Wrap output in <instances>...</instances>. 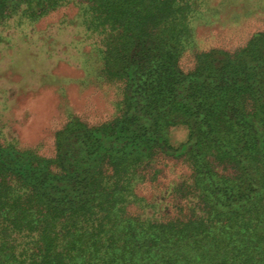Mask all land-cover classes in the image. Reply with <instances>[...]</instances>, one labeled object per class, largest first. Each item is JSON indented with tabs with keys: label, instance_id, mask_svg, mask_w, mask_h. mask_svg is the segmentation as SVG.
<instances>
[{
	"label": "trees",
	"instance_id": "trees-1",
	"mask_svg": "<svg viewBox=\"0 0 264 264\" xmlns=\"http://www.w3.org/2000/svg\"><path fill=\"white\" fill-rule=\"evenodd\" d=\"M201 3L0 0V28L74 5L98 41L99 74L121 85L116 114L95 124L72 116L51 156L0 139V264H264V32L236 52L202 51L184 71ZM176 125L188 133L174 147ZM211 151L250 173L247 193L219 182ZM157 153L202 155L190 193L205 204L191 217L128 211L164 208L136 191Z\"/></svg>",
	"mask_w": 264,
	"mask_h": 264
},
{
	"label": "rangeland",
	"instance_id": "rangeland-1",
	"mask_svg": "<svg viewBox=\"0 0 264 264\" xmlns=\"http://www.w3.org/2000/svg\"><path fill=\"white\" fill-rule=\"evenodd\" d=\"M201 1L194 46L179 58L184 71L194 66L202 51L216 48L236 52L251 35L264 32V0ZM76 13L75 6L69 4L35 23L12 19L0 28L1 140L18 141L20 147L48 157L54 154V133L72 116L95 124L116 114L121 85L99 74L100 60L92 48L98 41L86 34L74 17ZM187 133L184 125H176L168 130L167 140L177 147L186 141ZM245 151L253 152V148ZM211 152H205L204 157L219 182L232 179L241 192L247 193L250 173L243 174L233 161L218 159L216 152ZM200 157L195 153L181 157L157 153L145 167L148 180L136 191L150 204L164 208L155 211L130 205L128 211L147 217H191L192 208L204 203L190 193L195 190Z\"/></svg>",
	"mask_w": 264,
	"mask_h": 264
}]
</instances>
